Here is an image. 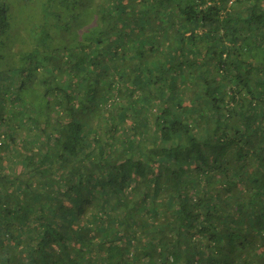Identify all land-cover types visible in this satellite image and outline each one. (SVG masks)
Returning <instances> with one entry per match:
<instances>
[{"label":"trees","instance_id":"obj_1","mask_svg":"<svg viewBox=\"0 0 264 264\" xmlns=\"http://www.w3.org/2000/svg\"><path fill=\"white\" fill-rule=\"evenodd\" d=\"M36 2L0 0V46L34 40L0 66V264H264V0Z\"/></svg>","mask_w":264,"mask_h":264},{"label":"rangeland","instance_id":"obj_2","mask_svg":"<svg viewBox=\"0 0 264 264\" xmlns=\"http://www.w3.org/2000/svg\"><path fill=\"white\" fill-rule=\"evenodd\" d=\"M10 6L12 7V10L15 13V17L17 20L20 19L21 12H25L27 10V12H32V13H36L37 11H39V6L36 2V0L30 1V2H26L24 0V2L16 3V0H8ZM15 1V3H14ZM15 4V5H14ZM34 11V12H33ZM83 12V11H82ZM82 12H78L77 15H80L81 18L83 17L84 19L87 18L86 14H82ZM25 15V13H23ZM39 15L41 16L40 12ZM38 17V16H37ZM81 18L75 17V19L71 16V14H68L67 16V20L65 21L67 23V27L69 26V33H76L78 32V35L80 34V31L82 30V21ZM22 20L19 21V23H21ZM30 23V22H29ZM70 24V25H69ZM23 25H19L18 28H15L14 32H19V33H14L13 35L8 39V43L9 45H5L2 44L0 46V66H3L4 68L7 67L8 62L13 63V60H17V56L20 52L22 51H28L30 49L33 48L32 45H34V40L30 37V35L26 32V29L24 30ZM52 28V26H50ZM69 36L67 35L66 38H62V37H53V36H49L47 41H41L40 42V46L43 48L48 47L49 50L54 51V53L56 54V56L58 54H60L62 51L58 49L65 45L66 42L69 40ZM5 48L6 50L4 51L6 54V56H3V52L2 49ZM5 59V62H3V60ZM17 61L14 62V64H16ZM8 82V80H7ZM5 106H8V103L5 104ZM3 144H6V141H4L3 139Z\"/></svg>","mask_w":264,"mask_h":264}]
</instances>
